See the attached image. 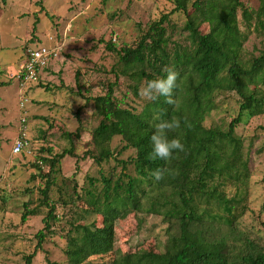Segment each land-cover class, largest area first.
<instances>
[{"label": "trees", "instance_id": "obj_1", "mask_svg": "<svg viewBox=\"0 0 264 264\" xmlns=\"http://www.w3.org/2000/svg\"><path fill=\"white\" fill-rule=\"evenodd\" d=\"M257 1L256 9H248L242 0H173L172 13L185 18L183 41L167 36L170 15L165 14L150 23L133 46L106 45L118 59L116 79L130 80L128 88L134 96L141 83L165 76L168 69L177 71L179 88L174 94L178 107L167 104L164 97L144 100L139 110L122 106L114 96L116 81L107 85L105 94L91 99L100 120L91 132L95 153L86 151L85 156L97 165L113 159L121 165V172L116 177L99 173L96 181L100 186L89 178L90 188H73L71 198L86 208L83 218L69 222L64 248L67 264L103 257H109L108 264H264V245L238 241L235 227L244 212L242 197L251 175L243 140L235 129L264 114V48L257 56L245 57L246 36L237 16L241 12L247 29L253 21L252 30L264 32V0ZM203 25L206 32L200 30ZM226 92L239 98L237 116L226 128L204 126L206 117L217 108L218 95ZM173 119L180 120V127L168 131V138L180 139L184 151L168 161L150 159L153 125ZM62 135L69 148L40 159L49 168L40 190V206L47 213L32 253L23 257L24 264H31L42 250L45 233L56 221L55 204L48 197L56 177L49 173L58 170L56 165L63 157L74 156L72 137L78 138L79 132L64 131ZM116 137L121 146L114 154L110 144ZM127 150L134 155L127 160L116 157ZM127 165L133 167L134 175L125 172ZM158 168L167 171L163 179L154 181L150 173ZM228 185L235 188L231 196L225 191ZM24 208L21 222L38 215V209L29 210L27 204ZM131 213L156 215L165 222L166 241L161 251L138 246L134 252L124 253L117 246L116 223ZM89 215L96 222L83 220Z\"/></svg>", "mask_w": 264, "mask_h": 264}, {"label": "rangeland", "instance_id": "obj_2", "mask_svg": "<svg viewBox=\"0 0 264 264\" xmlns=\"http://www.w3.org/2000/svg\"><path fill=\"white\" fill-rule=\"evenodd\" d=\"M242 3L248 9L258 7L257 0ZM173 8V0H0V264H24L23 257L32 253L37 243L35 235L43 228L42 219L47 213V208L40 206L42 177L49 171L40 159L69 148L64 131L79 132V137H72L74 156L63 157L56 165L58 170L49 173L51 178L56 177L48 192L49 200L55 204L56 221L45 233L42 250L31 264H67L64 248L69 222L83 218L86 208L71 198L73 188H90L89 178L100 186L96 181L99 173L116 177L121 172V165L113 159L97 165L85 156L86 151L95 153L91 132L100 120L91 99L105 94L107 85L116 81L114 96L123 102L122 106L139 110L146 100L139 90L137 96L133 95L128 88L130 80L123 76L116 79L118 59L106 45L133 46L141 32L165 14L170 15L165 25L167 36L183 41L185 18L181 13H172ZM237 17L240 31L246 36L245 57L257 56L264 48V32L252 30L253 21L247 29L241 12ZM200 30L206 32L207 27L203 25ZM55 42L62 45L58 57L41 70L37 82L20 93L17 72L27 50ZM142 86L143 83L139 89ZM261 90L264 92V85ZM22 94L27 102L21 109ZM238 103L233 92L218 95L217 108L206 117L204 126L226 128L238 114ZM21 118H25L31 149L12 155ZM235 133L243 140L251 170L242 197L244 212L235 223L238 241L264 245V114L239 124ZM120 146L119 137L110 144L114 154ZM133 155V150H127L116 157L127 160ZM125 172L134 175L130 165ZM225 191L231 196L235 188L228 185ZM24 204L29 210L38 209V215L21 222ZM83 220L96 222L94 215ZM99 221L98 218L97 224ZM165 229L159 216L131 213L116 223V244L124 253H132L138 246L159 252L166 241ZM220 230L226 232L224 226ZM108 261L109 257L90 258L85 264Z\"/></svg>", "mask_w": 264, "mask_h": 264}, {"label": "clouds", "instance_id": "obj_3", "mask_svg": "<svg viewBox=\"0 0 264 264\" xmlns=\"http://www.w3.org/2000/svg\"><path fill=\"white\" fill-rule=\"evenodd\" d=\"M179 73L173 69H168L166 75L148 80L139 89V94L148 101H156L164 97L167 104L178 107V100L175 97V90L179 88ZM180 120L171 121L162 120L153 125L154 131L150 137L151 152L149 158L152 160L168 161L177 152L184 151V144L178 138H168V131L179 128ZM166 169H156L150 173L154 181H160L164 178Z\"/></svg>", "mask_w": 264, "mask_h": 264}, {"label": "built area", "instance_id": "obj_4", "mask_svg": "<svg viewBox=\"0 0 264 264\" xmlns=\"http://www.w3.org/2000/svg\"><path fill=\"white\" fill-rule=\"evenodd\" d=\"M49 40H53L49 37ZM62 45L60 43H53L50 46L39 45L36 47L29 48L25 61L20 65L17 72L18 87L21 91H27L29 86L37 82L39 73L46 67L48 62L58 57ZM24 92V93H25ZM27 102L24 94L20 97L19 107L22 109L24 104ZM21 127L19 128L18 135L14 139L11 146V154L19 155L25 151L30 152L31 143L27 136V132L24 126L25 118H21Z\"/></svg>", "mask_w": 264, "mask_h": 264}]
</instances>
